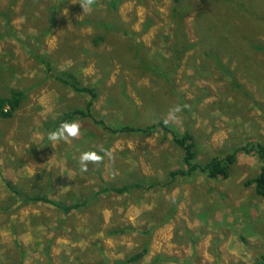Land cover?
<instances>
[{
    "label": "rangeland",
    "instance_id": "rangeland-1",
    "mask_svg": "<svg viewBox=\"0 0 264 264\" xmlns=\"http://www.w3.org/2000/svg\"><path fill=\"white\" fill-rule=\"evenodd\" d=\"M110 2L0 0V96L28 97L0 120V264H118L144 249L138 264H261L264 200L245 186L257 158L241 155L226 181L171 182L185 167L169 134L113 136L89 119L63 120L88 97L55 75L96 89L94 116L112 129L165 121L191 133L198 163L264 145V0ZM59 121L78 123L79 135L50 141ZM88 151L100 159L81 171ZM153 181L164 186L93 199ZM9 184L62 207L89 205L65 215L26 204Z\"/></svg>",
    "mask_w": 264,
    "mask_h": 264
},
{
    "label": "trees",
    "instance_id": "trees-1",
    "mask_svg": "<svg viewBox=\"0 0 264 264\" xmlns=\"http://www.w3.org/2000/svg\"><path fill=\"white\" fill-rule=\"evenodd\" d=\"M121 0H111L110 6L116 10L118 4ZM180 0H176L179 2ZM183 55V53H182ZM39 61L46 67L47 72H50L51 68L49 63L43 58L39 57ZM218 60V58H216ZM55 80L64 85L65 87L71 89L76 94L84 95L88 97V102L86 104L85 110H76L69 113L63 120H81L89 119L96 126L101 127L109 134L113 136L119 135H142L150 136L162 130L166 134H169L173 138V143L183 151V163L185 170L181 171H171L168 175L171 182L178 178H191L201 173L204 174L209 180L213 181H226L230 178L231 169L238 163V159L241 155L252 156L257 158L262 164L260 173L258 176L245 183L246 187H254L256 195L264 200V145L261 143L248 142L240 147L234 149L230 154L224 158H213L209 162L202 164L198 163L197 148L195 145L194 137L191 133L185 132L183 135H179L175 132L170 125L161 121L152 126L146 128H135L131 126H120L118 128H111L104 121L97 120L94 116L96 102L99 98L97 90L94 88H87L81 85L78 79L73 75H55ZM28 99L27 94L23 91L11 90L9 96H0V120H11L15 117L16 113L21 109V106ZM64 123V122H63ZM61 124L57 122L56 126ZM164 185L160 182H138L131 183L123 187H105L97 192L94 198L101 196L110 195H128L133 191H153L158 188H162ZM9 189L17 196L21 201H26L25 203H42V204H52L56 206L60 211L65 213V215H70L72 212L77 211L86 207L89 204L83 202L82 204L76 203L75 205L69 207H62L56 203H53L47 197H27L23 196L21 193L17 192L12 185H8ZM148 254V250L144 249L142 253L136 254L135 256L126 259L118 264H138L140 263ZM261 264H264V259Z\"/></svg>",
    "mask_w": 264,
    "mask_h": 264
},
{
    "label": "clouds",
    "instance_id": "clouds-1",
    "mask_svg": "<svg viewBox=\"0 0 264 264\" xmlns=\"http://www.w3.org/2000/svg\"><path fill=\"white\" fill-rule=\"evenodd\" d=\"M80 133V125L76 122H64L58 129L50 131L48 134L49 140L56 142H68L69 138H75ZM100 158L94 152H82L79 157V166L81 171H87L90 163L98 161Z\"/></svg>",
    "mask_w": 264,
    "mask_h": 264
}]
</instances>
